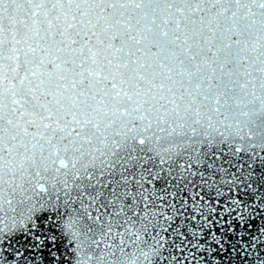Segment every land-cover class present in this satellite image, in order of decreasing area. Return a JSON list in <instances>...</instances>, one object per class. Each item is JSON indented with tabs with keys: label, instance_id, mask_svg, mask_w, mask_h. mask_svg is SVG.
<instances>
[{
	"label": "snow or ice",
	"instance_id": "6c2138e0",
	"mask_svg": "<svg viewBox=\"0 0 264 264\" xmlns=\"http://www.w3.org/2000/svg\"><path fill=\"white\" fill-rule=\"evenodd\" d=\"M0 264H264V0H0Z\"/></svg>",
	"mask_w": 264,
	"mask_h": 264
}]
</instances>
